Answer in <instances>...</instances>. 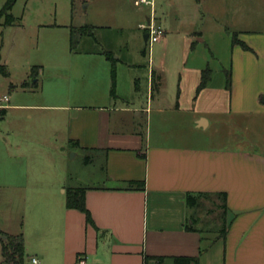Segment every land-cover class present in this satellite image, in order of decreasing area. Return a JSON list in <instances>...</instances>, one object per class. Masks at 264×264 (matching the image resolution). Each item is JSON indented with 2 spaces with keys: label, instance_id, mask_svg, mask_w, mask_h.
<instances>
[{
  "label": "crops",
  "instance_id": "1",
  "mask_svg": "<svg viewBox=\"0 0 264 264\" xmlns=\"http://www.w3.org/2000/svg\"><path fill=\"white\" fill-rule=\"evenodd\" d=\"M239 21L233 37L248 50L231 42L224 82L214 85L210 71L199 89L208 67L184 68L169 102L162 72L149 62L141 85L137 63L113 59V50L72 49L74 62L69 50L61 54L79 75L71 95H49L42 67L23 65L0 108L10 224L0 227V246L21 234L25 264H264V31L259 20ZM0 65L7 70L1 57ZM99 68L107 76L96 77ZM152 72L160 76L154 93ZM65 147L94 172L93 182L72 187L86 188L93 225L66 208ZM190 196L218 202L219 222L198 215Z\"/></svg>",
  "mask_w": 264,
  "mask_h": 264
},
{
  "label": "rangeland",
  "instance_id": "2",
  "mask_svg": "<svg viewBox=\"0 0 264 264\" xmlns=\"http://www.w3.org/2000/svg\"><path fill=\"white\" fill-rule=\"evenodd\" d=\"M7 1L0 0V11ZM153 12L155 23L165 31V38L149 46L144 42L142 27ZM9 14L20 19V23L19 26L3 28L8 18L3 11L0 13V57L9 73L8 78L0 74V96L13 93L9 91V81L18 83L23 80V65L29 63L42 67L39 82L49 88V95L56 90L71 95L80 83L78 71L72 64L64 65L66 62L61 59V54L69 50V61L75 60L69 42L71 27L88 26L91 32L92 28L95 29L94 34L87 35L73 49L90 46L104 52L113 50V59L123 56L124 61L137 63L134 73L138 70L136 77L141 85L145 84L144 75L150 62L155 70L162 72L164 96L168 102L177 92L184 68L203 64L204 68L210 69L214 85L224 82L230 68L235 27L246 21L239 20L245 17L259 20L257 29L264 31V0H153V7H135L133 0H17ZM140 63L143 67L139 66ZM94 72L98 78L107 76V70L99 68ZM119 76L123 84L129 78L126 72ZM1 83L5 85L1 86ZM143 92L141 88L142 101L145 99ZM4 122L5 119H0V163L6 159L1 143ZM211 133L215 135L216 130L209 129L207 134ZM63 151L64 188L68 190L93 182L94 172L83 165V154L71 151L69 147ZM4 173V170L0 172V185L7 183L3 182ZM6 192L0 188V227L8 228L6 205L2 202L6 199ZM216 203L199 201L197 214L204 215L208 211L219 222V204ZM220 228L219 225L216 229Z\"/></svg>",
  "mask_w": 264,
  "mask_h": 264
},
{
  "label": "trees",
  "instance_id": "3",
  "mask_svg": "<svg viewBox=\"0 0 264 264\" xmlns=\"http://www.w3.org/2000/svg\"><path fill=\"white\" fill-rule=\"evenodd\" d=\"M17 0H8L5 4L4 8L0 11L6 13V17L8 21L4 24V26L12 25L15 23V19L11 14H9L12 6L15 4ZM91 27L83 26L81 28H73L70 29V45L71 49L75 47V45L79 42L80 38L87 35H92L89 31ZM232 44L240 45L243 49L248 50V48L241 42H238L235 37L232 38ZM0 74L7 76L8 72L5 66L0 65ZM210 70L206 69L202 73L201 84L199 89H201L207 79H209ZM160 85V76H157L155 72H152V80H151V88L152 93H154ZM231 82L230 77L227 78V87L230 88ZM85 192L86 188H70L66 192V208L77 210L85 215V220L88 224L93 225V221L85 206ZM187 202L189 206H198L199 201L195 200V197H188ZM5 240L1 242L0 246V255L2 258V264H25V254H24V243L23 237L21 234L16 236L5 235ZM160 260L159 258H155Z\"/></svg>",
  "mask_w": 264,
  "mask_h": 264
},
{
  "label": "built area",
  "instance_id": "4",
  "mask_svg": "<svg viewBox=\"0 0 264 264\" xmlns=\"http://www.w3.org/2000/svg\"><path fill=\"white\" fill-rule=\"evenodd\" d=\"M133 4L135 7H141V6H150L153 7V0H133ZM155 14L154 12L152 13V16L149 17L146 25L142 27L143 31L147 35V41L146 43L150 45L160 41L162 37L164 36V31L161 28L160 25H157L155 23ZM8 97L7 96H0V108L3 103L8 102ZM30 264H38V260L36 258H31L29 260ZM83 264V262H80Z\"/></svg>",
  "mask_w": 264,
  "mask_h": 264
},
{
  "label": "water",
  "instance_id": "5",
  "mask_svg": "<svg viewBox=\"0 0 264 264\" xmlns=\"http://www.w3.org/2000/svg\"><path fill=\"white\" fill-rule=\"evenodd\" d=\"M143 39H144V41L146 42V41H147V35H144V36H143ZM3 238H5V237H3Z\"/></svg>",
  "mask_w": 264,
  "mask_h": 264
}]
</instances>
